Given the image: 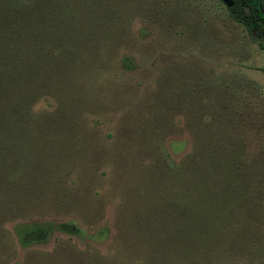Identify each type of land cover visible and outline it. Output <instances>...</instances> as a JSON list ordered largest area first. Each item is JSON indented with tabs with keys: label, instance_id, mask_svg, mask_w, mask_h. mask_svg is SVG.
Returning a JSON list of instances; mask_svg holds the SVG:
<instances>
[{
	"label": "rangeland",
	"instance_id": "374dc122",
	"mask_svg": "<svg viewBox=\"0 0 264 264\" xmlns=\"http://www.w3.org/2000/svg\"><path fill=\"white\" fill-rule=\"evenodd\" d=\"M139 1L133 45L99 56L100 66L91 56L66 66L57 91L36 97L30 118L46 122L25 178L41 190L24 202L30 214L13 216L52 230L26 248L10 232L0 264H30L38 252L65 264L49 262L57 245L100 252L97 264H264V39L221 0ZM123 53L132 69L118 66ZM201 133L221 147L203 153L216 176L193 238L181 209L191 208L187 173Z\"/></svg>",
	"mask_w": 264,
	"mask_h": 264
},
{
	"label": "trees",
	"instance_id": "16d2710c",
	"mask_svg": "<svg viewBox=\"0 0 264 264\" xmlns=\"http://www.w3.org/2000/svg\"><path fill=\"white\" fill-rule=\"evenodd\" d=\"M128 1L129 9L126 8ZM140 5L139 0H0V260L10 249V232L15 242L26 248L45 243L52 230L46 222L20 221L13 216L30 214L33 209L24 206V202L41 190L38 179L31 189L25 178L28 172L25 154L32 153L35 148L31 145L32 138L35 140L37 133H43L41 123L46 122L30 118L36 97L57 91L55 78L65 74L66 66H85L90 56L92 65L100 66L99 56L118 51L120 44L133 45L127 26L129 15H136ZM227 8L248 32L264 39V0H233V5ZM52 56L59 58L52 60ZM119 58L118 66L124 70L136 65L130 54L123 53ZM51 61L55 66L48 68ZM52 67L56 70L48 73L47 69ZM202 134L194 142L196 151L187 173L191 182L188 190L191 208L188 212L181 209L182 214H192L193 238L198 217L207 210L201 194L209 185L206 182L215 181L216 176V172L212 175L203 170V153L207 143L213 146L215 142L221 147L215 137L210 136L207 141ZM209 163L208 170L212 166L215 169L217 158L211 157ZM12 221L10 231L5 224ZM38 254L30 264L48 262L42 255L39 260ZM49 255L50 263L60 260L65 264H97L105 259L100 252L82 251L75 245H57Z\"/></svg>",
	"mask_w": 264,
	"mask_h": 264
},
{
	"label": "water",
	"instance_id": "95a60500",
	"mask_svg": "<svg viewBox=\"0 0 264 264\" xmlns=\"http://www.w3.org/2000/svg\"><path fill=\"white\" fill-rule=\"evenodd\" d=\"M227 7H230L233 5V0H221ZM264 14V12H263Z\"/></svg>",
	"mask_w": 264,
	"mask_h": 264
}]
</instances>
